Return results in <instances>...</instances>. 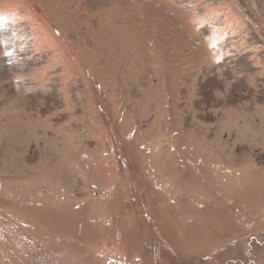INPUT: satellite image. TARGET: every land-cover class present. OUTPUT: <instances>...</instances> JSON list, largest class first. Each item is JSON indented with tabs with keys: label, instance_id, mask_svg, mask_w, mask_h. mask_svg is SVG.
<instances>
[{
	"label": "rangeland",
	"instance_id": "rangeland-1",
	"mask_svg": "<svg viewBox=\"0 0 264 264\" xmlns=\"http://www.w3.org/2000/svg\"><path fill=\"white\" fill-rule=\"evenodd\" d=\"M0 264H264V0H0Z\"/></svg>",
	"mask_w": 264,
	"mask_h": 264
}]
</instances>
